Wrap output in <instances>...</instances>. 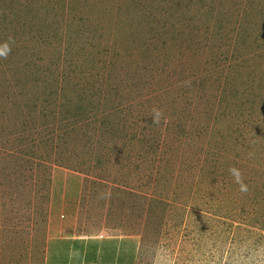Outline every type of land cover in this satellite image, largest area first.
I'll return each mask as SVG.
<instances>
[{"label": "rangeland", "instance_id": "obj_1", "mask_svg": "<svg viewBox=\"0 0 264 264\" xmlns=\"http://www.w3.org/2000/svg\"><path fill=\"white\" fill-rule=\"evenodd\" d=\"M9 37L0 264L70 209L137 264H264V0H0Z\"/></svg>", "mask_w": 264, "mask_h": 264}, {"label": "crops", "instance_id": "obj_2", "mask_svg": "<svg viewBox=\"0 0 264 264\" xmlns=\"http://www.w3.org/2000/svg\"><path fill=\"white\" fill-rule=\"evenodd\" d=\"M70 210L66 216L73 214V217L69 216L60 227L59 222L52 221L54 217L50 220V231L43 247V264H137L140 241L136 235L77 234L76 213H69ZM51 231L55 233L51 234Z\"/></svg>", "mask_w": 264, "mask_h": 264}, {"label": "clouds", "instance_id": "obj_3", "mask_svg": "<svg viewBox=\"0 0 264 264\" xmlns=\"http://www.w3.org/2000/svg\"><path fill=\"white\" fill-rule=\"evenodd\" d=\"M12 43H14V40L11 37H9L8 41L0 44V58L6 59L8 57V55L11 52ZM161 116H162V113L158 109H153V123L159 124ZM230 172L235 177L237 183L240 184V190L242 192H246L247 186L242 183L239 170L233 168V169H230Z\"/></svg>", "mask_w": 264, "mask_h": 264}]
</instances>
